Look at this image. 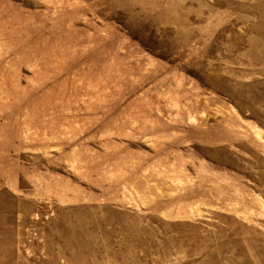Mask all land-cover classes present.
Here are the masks:
<instances>
[{"label":"rangeland","instance_id":"1","mask_svg":"<svg viewBox=\"0 0 264 264\" xmlns=\"http://www.w3.org/2000/svg\"><path fill=\"white\" fill-rule=\"evenodd\" d=\"M0 264H264V0H0Z\"/></svg>","mask_w":264,"mask_h":264}]
</instances>
